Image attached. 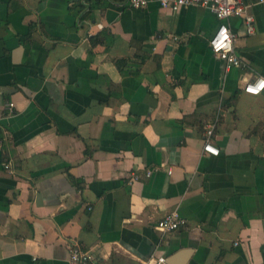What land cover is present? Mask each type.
<instances>
[{
    "label": "crops",
    "instance_id": "crops-1",
    "mask_svg": "<svg viewBox=\"0 0 264 264\" xmlns=\"http://www.w3.org/2000/svg\"><path fill=\"white\" fill-rule=\"evenodd\" d=\"M245 1L228 68L203 6L0 0V264H69V239L100 264H264V92L244 90L264 2ZM170 210L187 225L164 233Z\"/></svg>",
    "mask_w": 264,
    "mask_h": 264
},
{
    "label": "built area",
    "instance_id": "built-area-1",
    "mask_svg": "<svg viewBox=\"0 0 264 264\" xmlns=\"http://www.w3.org/2000/svg\"><path fill=\"white\" fill-rule=\"evenodd\" d=\"M152 0H129L130 5L133 8H144ZM164 8H169L173 11H178L183 6L199 5L209 8L216 17L222 21L219 29L210 38L209 44L215 57L223 60L228 68L232 67H246V62L236 51L234 44L235 35L230 30L229 26L224 23L225 20L232 16H243L247 23L248 33H254V21L253 15L248 13V3L245 0H156ZM258 2H264V0H257ZM244 90L251 94H260L264 92V77H259L254 81L247 82ZM14 102H8L6 109L9 112H13ZM214 133V126H210L207 135L208 139L205 143L204 149L212 154L218 155L219 149L215 148L210 137ZM6 139V138H5ZM5 168L10 172L14 171L13 163L6 162ZM159 168L155 167L147 170V176L151 177L155 171ZM169 174L172 170L168 171ZM140 177L136 172H133L130 182L139 180ZM187 225V219L183 217L178 210L168 211L162 218H160L156 224V227L166 233L175 231L181 227ZM66 245L69 249V264H100L95 254L83 246L75 239H69L66 241ZM151 264H170L166 256H159L151 261Z\"/></svg>",
    "mask_w": 264,
    "mask_h": 264
},
{
    "label": "trees",
    "instance_id": "trees-1",
    "mask_svg": "<svg viewBox=\"0 0 264 264\" xmlns=\"http://www.w3.org/2000/svg\"><path fill=\"white\" fill-rule=\"evenodd\" d=\"M96 41H97V38L94 39V42H96Z\"/></svg>",
    "mask_w": 264,
    "mask_h": 264
}]
</instances>
